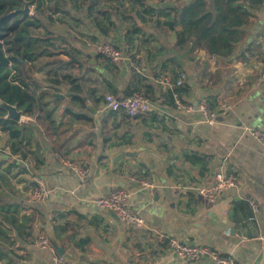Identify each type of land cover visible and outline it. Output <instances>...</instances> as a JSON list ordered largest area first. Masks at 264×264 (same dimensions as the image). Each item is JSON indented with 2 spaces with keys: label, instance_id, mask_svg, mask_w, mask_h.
Returning a JSON list of instances; mask_svg holds the SVG:
<instances>
[{
  "label": "crops",
  "instance_id": "0c3cea01",
  "mask_svg": "<svg viewBox=\"0 0 264 264\" xmlns=\"http://www.w3.org/2000/svg\"><path fill=\"white\" fill-rule=\"evenodd\" d=\"M156 2L162 25L160 13L168 7L160 0L149 5L157 9ZM43 5L50 6L44 15ZM40 6L38 37L51 45L38 52L51 55L38 59V143L23 150L37 152L33 181L47 187L50 198L12 197L6 188L15 159L10 148L0 150V264H54L52 251L36 244L40 235L68 264H191L169 249L171 238L207 246L234 264H264V145L245 131L264 129V0L251 8L239 43L225 58L176 45L170 30L132 36L133 25L141 26L138 20L149 10L138 4L41 0ZM94 42L119 47L125 58L105 59L89 48ZM180 73L186 102L207 97L211 109H218L213 124L196 111L162 104L170 86L156 80L168 75L172 82ZM140 89L152 103L140 117L103 106L106 94L125 97ZM23 159L17 161L23 165ZM65 160L87 170L83 179ZM219 170L236 175L238 186L209 202L197 189L212 184ZM114 189L128 192L144 226L128 228L96 206ZM11 214L15 227L3 218ZM23 216L29 220L22 225ZM193 264L214 262L204 257Z\"/></svg>",
  "mask_w": 264,
  "mask_h": 264
},
{
  "label": "trees",
  "instance_id": "16d2710c",
  "mask_svg": "<svg viewBox=\"0 0 264 264\" xmlns=\"http://www.w3.org/2000/svg\"><path fill=\"white\" fill-rule=\"evenodd\" d=\"M25 1L27 0H0V101L14 105L18 110L30 115L35 109L37 99L35 92H29L26 83L17 74V58L20 55V62L33 64L43 55H46L45 57L51 55L46 50L36 52L37 49L50 46L51 43L49 39H41L31 34L30 29L37 26L36 16L26 17L25 21L21 18L23 16L21 9ZM115 1L153 9V6L149 5L151 0ZM178 3L169 7L168 11L164 10L160 13L164 19L163 23L174 33L175 44H191L206 50L212 57L225 58L233 54L235 46L239 43L243 27L252 16L251 8L260 7L262 0H185ZM40 4L41 0H38V8ZM9 17H12L13 22L7 26ZM17 27L18 30L7 41L8 32L14 31ZM19 43L23 48L19 47ZM176 78L177 74L172 78V87L169 88L162 102L172 109L177 108L174 94L181 104H191L183 99V94L187 92L185 82L176 86ZM208 105L211 108L209 102ZM5 116L6 110L0 107V131L6 133L10 139V152L19 154L23 159L27 154L22 145L27 140V136L16 121L6 119ZM2 208L0 206V209ZM3 218L5 221L8 219V223L15 227L14 214ZM28 220V216H23L20 223L23 225Z\"/></svg>",
  "mask_w": 264,
  "mask_h": 264
},
{
  "label": "built area",
  "instance_id": "2783aa9c",
  "mask_svg": "<svg viewBox=\"0 0 264 264\" xmlns=\"http://www.w3.org/2000/svg\"><path fill=\"white\" fill-rule=\"evenodd\" d=\"M168 2H178L179 0H166ZM181 1V0H180ZM95 52L111 62H120L125 58L123 51L108 42H95L93 44ZM127 62L129 66L137 70V64L132 58H128ZM260 77L264 78V67L261 70ZM185 75L180 73L177 75L175 85L180 86L184 83ZM156 82L160 85H168L172 87L170 77L168 75H162ZM177 107L179 109L188 112H198L202 116L203 122L206 124H213L217 119L210 106L208 105V99L202 98L198 103L194 104H181L174 94ZM104 108L109 112H122L127 117L136 118L140 117L152 107L151 101L146 96L144 90L140 89L135 91L132 95L122 97L116 94H106L103 100ZM225 109V106H223ZM245 131L249 134L256 142L264 145V130L253 127H246ZM66 166L70 167L78 178L83 179L86 175L87 170L79 166H75L69 160L63 161ZM141 186H150L145 180H135ZM238 186V178L234 174L225 173L222 170L216 172L214 176V182L210 185H203L197 189V192L205 200L213 202L222 192L225 190L236 188ZM35 201H46L50 198V190L47 187L38 184V189L33 194ZM97 207L106 209L112 212L115 217L128 228H140L145 225L144 219L133 212L130 208L129 194L124 189H114L107 195L101 196L95 201ZM36 244L42 249H49L53 253L54 264H68L65 261L63 255L55 251L52 248V242L44 235L38 236ZM168 247L173 251L176 256L188 263H195L200 261L204 257H209L213 260L214 264H234L233 260L227 256H222L210 249L207 246L191 245L174 238L168 240Z\"/></svg>",
  "mask_w": 264,
  "mask_h": 264
},
{
  "label": "rangeland",
  "instance_id": "374dc122",
  "mask_svg": "<svg viewBox=\"0 0 264 264\" xmlns=\"http://www.w3.org/2000/svg\"><path fill=\"white\" fill-rule=\"evenodd\" d=\"M161 1L166 5V7L169 8V7L175 6L178 2L179 3L184 2L185 0H181V1L179 0L178 2H175V3L168 2L166 0H160V2ZM25 6L27 9L26 14L21 17V18H23L24 21H25L26 17L32 18V17L36 16L38 18V0H27L24 3L22 10H24ZM156 6H157V9L148 10L146 12L147 16H146L145 20H142V19L138 20L139 22L142 23L141 26H138L135 28L134 27L135 25H133L132 31L133 30L134 31L132 33V36H137L136 34L142 33V32L144 33V36H146V35L149 36L151 34V32L163 31V30L168 31L169 30L164 23L162 25H160V23H159L160 21H157L156 16H158V14H159L158 12L162 8L159 7V4H157V2H156ZM40 8H41V6H40ZM49 10H50V6L43 5V8L40 9V14L44 15L43 13L47 12ZM131 19H133V18H131ZM12 22H13L12 17H9L7 26L12 24ZM16 30H18V27L14 31L8 32V37L6 39L7 41L13 37ZM30 32L32 35L38 36V22H37V26L32 27L30 29ZM2 33H4V32H2ZM147 41H149V43L151 42V40H149V38L146 40V44H148ZM19 47L23 48L21 43H19ZM89 48L91 50H93V52H95L94 48H91V47H89ZM36 52L38 53V49ZM67 57H68V59L66 62H69L72 59V56H71V54H69ZM75 57L77 58L76 55H75ZM20 60H21V57L19 55V57L17 58L18 64L16 65L17 74L26 83L28 91L29 92H35L37 103H36L35 109L32 111V114L26 115L22 111V117H21L20 121L17 122V124L23 128L22 130L24 131V133L27 136V140L23 143L22 148H27V147L34 148L35 143L36 142L38 143V121H39V118H41V117H38V59L35 62H33V64H31L29 62L23 63V62H20ZM262 68H261V70H262ZM261 70H260V73H261ZM172 75H174V73ZM259 76H260V74H259ZM219 110L224 111L223 107L221 108V106L219 107ZM212 111H213V109H212ZM216 111L214 108L213 112L215 114L218 113V109ZM40 123H41L42 127L44 128V130H46L47 122L43 120V122H40ZM262 130H264V129H262ZM9 143H10V139L7 137L6 133H0V150H3V149L9 150ZM36 155H37L36 151L34 152V154H32V153L30 155L28 154L27 157L22 160V162L24 164L21 165L20 162L17 161L20 158V155L17 153H11V157H10L11 161L13 159H15V160H13L11 163L12 168H11V173H10V180H11L10 181V191L7 188H6V191L10 192V195L12 197H15V194L19 193L21 198H24V196H26V197H29V199L34 200L33 194L38 189V183H34V181H33L34 162L36 161L35 166H36V163L38 164V160H36ZM20 204H21L22 208H24V206H23L24 202H20ZM37 240H38V236H37ZM37 240H36V242H37Z\"/></svg>",
  "mask_w": 264,
  "mask_h": 264
},
{
  "label": "water",
  "instance_id": "95a60500",
  "mask_svg": "<svg viewBox=\"0 0 264 264\" xmlns=\"http://www.w3.org/2000/svg\"><path fill=\"white\" fill-rule=\"evenodd\" d=\"M26 11H27V9L25 6L24 10L21 9L22 15H25ZM0 107L4 108L6 110V116H5L6 119H10V120H13L16 122L20 121V119L22 117V110H18L16 106L6 104L2 101H0ZM231 213H232V210H229L228 214L230 217H231ZM256 264H261V263H256Z\"/></svg>",
  "mask_w": 264,
  "mask_h": 264
}]
</instances>
